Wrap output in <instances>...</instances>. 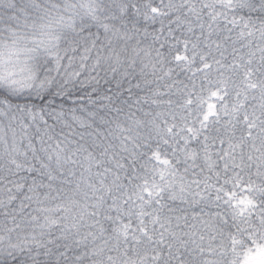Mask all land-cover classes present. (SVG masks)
Masks as SVG:
<instances>
[{
  "label": "snow or ice",
  "instance_id": "6c2138e0",
  "mask_svg": "<svg viewBox=\"0 0 264 264\" xmlns=\"http://www.w3.org/2000/svg\"><path fill=\"white\" fill-rule=\"evenodd\" d=\"M0 264H264V0H0Z\"/></svg>",
  "mask_w": 264,
  "mask_h": 264
}]
</instances>
